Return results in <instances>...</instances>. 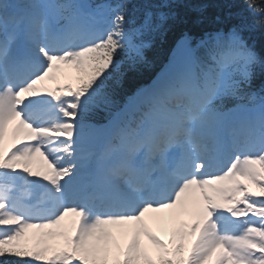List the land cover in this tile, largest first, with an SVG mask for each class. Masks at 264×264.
<instances>
[{"label": "snow or ice", "instance_id": "snow-or-ice-1", "mask_svg": "<svg viewBox=\"0 0 264 264\" xmlns=\"http://www.w3.org/2000/svg\"><path fill=\"white\" fill-rule=\"evenodd\" d=\"M245 2L264 26V7ZM11 7L0 0V264H264V97L243 138L231 122L236 109L225 106L244 97L264 63L242 28L206 33L195 46L185 34L177 43L184 61L173 57L129 98L142 102L138 117L108 131L97 150L106 130L82 114L96 97L111 103L105 82L123 75L116 57L126 53L135 70L148 46L142 37L173 13L148 10L129 33L127 0L104 27L81 23L84 6L73 0H35L19 16ZM62 66L78 73L75 87H38ZM82 161L95 177L87 185L76 182ZM34 190L42 191L35 202ZM164 210L190 217L167 244L145 221Z\"/></svg>", "mask_w": 264, "mask_h": 264}, {"label": "trees", "instance_id": "trees-1", "mask_svg": "<svg viewBox=\"0 0 264 264\" xmlns=\"http://www.w3.org/2000/svg\"><path fill=\"white\" fill-rule=\"evenodd\" d=\"M259 1V5L264 7V0ZM231 2L232 0H180L177 7L176 5L171 6L170 9L173 10L175 17L164 21L160 30L157 31L158 37L153 45L154 50L150 51L146 64L143 66L139 64L135 70H127L122 76L116 74L115 79L108 81L110 86L107 84V92L111 103L132 86L144 80L151 73L150 69H154L157 63L169 53V48L183 32L199 35L209 33L210 30L206 28L214 26V22L209 21L214 20L217 15L234 14L231 9L227 8ZM127 3L129 4V18L132 25L137 28L138 24L143 23L145 12L150 9L148 6H151V3L146 0H128ZM224 3L227 7L223 6ZM237 17L239 16H236V21H239ZM207 21L209 23L204 27ZM255 38L258 50L264 54V29L259 31ZM100 101L103 102L101 97Z\"/></svg>", "mask_w": 264, "mask_h": 264}, {"label": "rangeland", "instance_id": "rangeland-1", "mask_svg": "<svg viewBox=\"0 0 264 264\" xmlns=\"http://www.w3.org/2000/svg\"><path fill=\"white\" fill-rule=\"evenodd\" d=\"M73 2L74 3H76V4H80V3H82V4H80V5H83L84 6V4H86V5H88L89 7H90V4L86 1V0H73ZM58 3V2H57ZM54 4H56V3H54ZM91 8V10H93V11H95V7H90ZM103 11L102 10H99V11H97L96 13H99V14H101ZM86 18H90V17H87L86 16ZM65 68V71H68V70H70V68H68V67H64ZM38 87H40V85L38 86ZM247 183V182H246ZM250 185V184H249ZM169 239H170V236H168V238H167V240L166 241H164L166 244L169 242ZM187 254V246H186V248H185V255Z\"/></svg>", "mask_w": 264, "mask_h": 264}, {"label": "bare ground", "instance_id": "bare-ground-1", "mask_svg": "<svg viewBox=\"0 0 264 264\" xmlns=\"http://www.w3.org/2000/svg\"><path fill=\"white\" fill-rule=\"evenodd\" d=\"M165 214H167V213H169L170 215H172L173 214V210H165ZM188 217V216H187ZM189 219H190V217H188ZM170 221H171V223L172 224H175V223H177L178 221H177V217H172L171 219H170ZM162 223H160L159 225H161ZM164 225H166V223H164ZM144 245L146 246V247H148L149 248V250L151 251V246L150 245H148V242L145 240V243H144Z\"/></svg>", "mask_w": 264, "mask_h": 264}]
</instances>
